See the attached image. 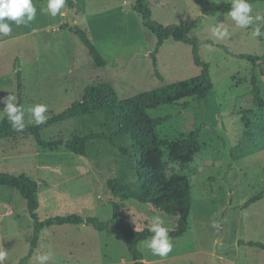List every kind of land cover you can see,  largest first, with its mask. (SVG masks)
<instances>
[{
  "label": "rangeland",
  "instance_id": "1",
  "mask_svg": "<svg viewBox=\"0 0 264 264\" xmlns=\"http://www.w3.org/2000/svg\"><path fill=\"white\" fill-rule=\"evenodd\" d=\"M66 1L63 16L52 17L41 8L48 0H33L37 8L34 21L12 27L10 37L0 40V111L3 99L19 92L17 72L22 73V107L25 125H33L28 109L47 105L51 118L83 97L86 87L100 83L113 87L119 98L128 99L163 86L182 82L201 73L194 64L190 45L169 40L158 57L159 71L154 74L151 54L155 36L143 26L134 11L135 0ZM233 0H151L153 20L165 25L189 23L198 18L208 4L232 3ZM253 5V17H264V2ZM224 23L230 36L217 40L209 26ZM85 30L106 60L97 67L87 48L71 31ZM264 20L247 28L235 26L227 14L205 17L191 37L213 41L230 48L237 55L249 54L264 59V36L252 38ZM202 59L210 66L214 89L200 108L196 98L177 106H163L149 112L153 119L173 118L158 129L162 140L176 150L195 131H200L194 147V162L186 171L170 164L169 175L190 178L192 210L190 229L182 237L171 239L173 251L159 257L144 247L139 250L146 264H264V251L241 246L244 241L264 244V198L244 208L252 198L264 192V151L255 153L246 136L242 111L255 109L252 79L256 77L264 98V60L252 63L228 55L211 44L200 46ZM190 104L189 109L183 105ZM6 114H0V122ZM118 123L112 112L103 111L46 127V141L72 140L94 133L112 134ZM170 148L166 150L168 161ZM0 173L26 175L39 185V218L79 215L101 221L113 218L112 200L122 216L138 230L149 227L150 218L161 216L165 227L175 229V220L152 206L113 198L107 182L116 178L122 185L136 179L135 159L123 156L109 143L90 141L84 155L65 148L49 151L33 137L18 136L0 141ZM14 213H9L10 211ZM33 237V220L27 202L18 190L0 187V251H6L4 264H20L28 254ZM39 249L38 254L36 253ZM33 258L51 253L48 264H134L122 233L111 227L100 232L94 227L63 225L45 229Z\"/></svg>",
  "mask_w": 264,
  "mask_h": 264
},
{
  "label": "trees",
  "instance_id": "2",
  "mask_svg": "<svg viewBox=\"0 0 264 264\" xmlns=\"http://www.w3.org/2000/svg\"><path fill=\"white\" fill-rule=\"evenodd\" d=\"M69 8L74 9V3L66 0ZM251 4L264 2V0H249ZM232 3L208 4L202 14L189 23L173 24L165 26L153 20L151 0H135L134 11L142 17L143 26L148 29L156 38V46L150 55L154 67V74L160 80L164 78L159 71L158 57L161 49L169 40L181 42L192 47L194 64L201 69L198 77L182 82L163 86L150 92H144L128 99L119 98L116 90L104 83L91 85L85 88L81 100L72 104L60 114L48 118L40 125H25L23 132L15 131L7 116L0 122V141L16 138L18 136L33 137L37 145L49 151H56L65 148L76 154L84 155L86 145L90 141L102 140L109 143L123 156L135 159L136 179L135 181L122 185L116 178H111L107 186L113 198L122 196L125 201L135 202L140 205L152 206L165 215L176 219L175 229L168 230L171 239L184 236L190 229V216L192 210V185L190 178L185 175H169L170 164H178L183 171H186L194 162V147L199 139L200 131H195L189 139H186L180 147L173 150L166 141L162 140L158 129L169 122L173 117L166 116L153 119L150 117L151 110L163 106H177L180 102L196 98L200 108L210 97L214 89L211 78L210 66L202 59L200 46L211 44L222 48L228 55L245 60L254 66L257 62L264 60L259 56L240 54L237 55L230 48L215 44L213 41H200L192 38V32L199 27L205 17L218 14H228ZM71 31L87 48L89 55L97 67H105L107 62L99 52L94 42L90 39L85 30L78 26L71 28ZM17 86L19 92L18 106L22 107L24 86L22 73L17 72ZM252 94L255 109L242 111V122L244 124L246 138L252 142L255 153L264 151V98L262 90L257 83L256 77L252 79ZM190 104L185 103L183 107L187 110ZM110 111L117 120V130L112 134L88 133L83 137L72 140L62 138L46 141L42 131L50 125L71 121L83 116L98 112ZM170 148L168 161H166V150ZM0 187L14 188L19 191L26 200L28 212L33 220V237L31 248L28 254L20 261V264H28L33 258L39 244L41 233L53 226L63 225H89L96 230L103 232L111 227L118 229L124 238L129 254L134 264H146L144 256L139 250L142 241L149 239L151 233L149 227L138 230L136 225L127 221L122 216L119 203L113 199V218L111 221H101L96 217L84 219L79 215L50 217L42 221L38 215L40 207L39 185L26 175L13 176L0 173ZM264 198V192L252 198L244 208ZM240 245L258 248L264 251V244L241 241Z\"/></svg>",
  "mask_w": 264,
  "mask_h": 264
},
{
  "label": "clouds",
  "instance_id": "3",
  "mask_svg": "<svg viewBox=\"0 0 264 264\" xmlns=\"http://www.w3.org/2000/svg\"><path fill=\"white\" fill-rule=\"evenodd\" d=\"M66 7V0H48L47 7L41 8L42 12H47L52 17L58 14L63 16L62 9ZM253 5L249 0H233L231 10L227 16L235 22V26L239 28H247L253 24L254 21L264 20V17L259 15L253 17ZM37 13V8L33 4V0H0V40L5 37H10L12 34V27L9 22H15L17 26L27 25L34 21ZM209 30L213 37L217 40H224L230 36L224 23H215L210 25ZM252 38H259L264 36L259 26L251 32ZM5 105L0 114H6L8 121L12 128L17 132H23L25 129L24 116L25 111L23 107L18 106L16 97L12 94L3 99ZM48 111L47 105L36 104L28 109L32 119L36 125L46 122ZM149 229L153 235L141 243L149 249L153 255L159 257H166L173 251V244L168 234V229L165 227L164 219L159 215H154L150 218ZM6 251H0V264H4L6 259ZM39 264H48L52 259L51 253L40 254L35 257Z\"/></svg>",
  "mask_w": 264,
  "mask_h": 264
},
{
  "label": "crops",
  "instance_id": "4",
  "mask_svg": "<svg viewBox=\"0 0 264 264\" xmlns=\"http://www.w3.org/2000/svg\"><path fill=\"white\" fill-rule=\"evenodd\" d=\"M9 213H11V214H12V213H14V212L11 210ZM38 252H39V249L37 250V252H36V253L38 254ZM144 261H145V259H144Z\"/></svg>",
  "mask_w": 264,
  "mask_h": 264
}]
</instances>
